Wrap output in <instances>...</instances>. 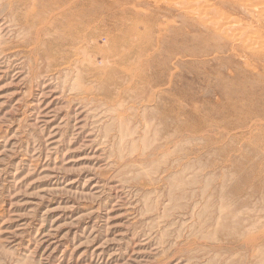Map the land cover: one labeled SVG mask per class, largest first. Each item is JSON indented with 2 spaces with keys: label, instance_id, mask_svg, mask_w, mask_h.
I'll return each instance as SVG.
<instances>
[{
  "label": "rangeland",
  "instance_id": "rangeland-1",
  "mask_svg": "<svg viewBox=\"0 0 264 264\" xmlns=\"http://www.w3.org/2000/svg\"><path fill=\"white\" fill-rule=\"evenodd\" d=\"M260 2L87 0L86 60L55 70L0 0V264H264ZM132 24L166 84L135 90L115 62L140 54Z\"/></svg>",
  "mask_w": 264,
  "mask_h": 264
},
{
  "label": "bare ground",
  "instance_id": "bare-ground-1",
  "mask_svg": "<svg viewBox=\"0 0 264 264\" xmlns=\"http://www.w3.org/2000/svg\"><path fill=\"white\" fill-rule=\"evenodd\" d=\"M202 1H204V0H202ZM64 2L66 4V6L61 7V5L64 4ZM196 2H198V1H196ZM169 3H170V0H169ZM22 4H25L28 8V9H26L25 12H23L22 9L17 10V7L19 5H22ZM256 4H258V3H256ZM260 4L259 5L261 7L259 5H257L258 8L255 9V7H254V9L257 10V12L262 15V14H264V0H261ZM86 5H87V0H9V9L11 11V14L13 15V18L15 17L17 20L16 24L20 25V27L22 29H26L27 31H29L31 33V38H33V39H29L26 43L28 45H26V46H28V47L31 46V49L33 50L32 53L35 56V59L37 60V61L35 60V62H38L40 59L46 58L47 64L50 65V67H52V66L57 67V68H55V70H60L58 68V66H60L61 64H64V63L67 64V66L65 65L66 67L63 66L64 68H67V67H70L73 65L78 67L79 66L78 63L80 61L83 62L84 60H86L85 58L80 56V53H84V54L88 53L87 51L89 50L88 47L90 45L89 41H88L89 40V38H88L89 34L87 33L88 31H87V7H86ZM205 6H206V4H205ZM200 8H201V6H200ZM192 11L193 12L196 11L197 13L200 12V10L197 11L194 9ZM192 11L190 10L189 12L192 13ZM202 12H204L203 9H202ZM195 13H193V15ZM198 14L202 15V17H199L197 15L199 17V19H201L200 20L201 22L206 23V21H209V23H210V21H212V23H214V20L209 19L207 17V15H205V13H202V14L198 13ZM224 19L227 20V18H224ZM212 23H210L211 28L212 29L214 28L216 30L217 34H219L220 36L225 37V38H229V39H231V41L232 40L233 41H239V42L243 43L244 45H246L247 47L248 46L250 47L251 44H253L251 42L249 43V41L247 40V37L249 34L247 35V33L241 32V30H243V28L241 29L239 27V29H238L237 27H235L234 21H233L234 24L231 23V21L230 22L224 21L221 25L219 24L220 26H218V24H217V26H215V27H213L214 25L212 26ZM133 25L134 24H132V26ZM125 26H127V27L122 28V30L125 33L124 35L126 36L127 34H129L128 35L129 37L127 36L128 38H125V39H123L121 37L123 39V42H126L127 44H131V46L136 47V42L132 38H130V34L134 33L135 35H137L140 38L138 45L140 46L139 49L141 48L140 54L138 52H137L138 54H136L138 56H136L134 54V52L132 54L131 53L132 51L129 53L124 52V53L120 54L119 57L115 60V62L117 64L122 63V62L128 64L127 66L123 65L124 68L123 67L122 68L125 69V71H124V73H126L125 78L131 82V87L135 86L136 87V88H134L135 90H137L139 88H143L144 86L152 89V87H154L157 84L158 85L166 84L167 80H168L167 73L169 70V64L167 63L166 58H164V59L162 58L163 51L153 50V47L151 46L150 41H147L148 43L144 42L142 37H143V35H146V34H144L145 30L143 32V31L138 30L139 27L134 28V26H133V27L129 28L128 25H125ZM91 31H92V27H91ZM246 32H247V30H246ZM253 33L255 34V32H253ZM147 34H148V32H147ZM95 36L96 35H94V37ZM209 36L211 37L210 34H209ZM146 37H147V35H146ZM249 38H250V36H249ZM146 39H145V41H146ZM147 40H149V38ZM255 43H257V42H255ZM255 43H254V45H255ZM121 44H123V43H121ZM142 44H144V45H142ZM262 44H263V42H262ZM97 47H98V45H97ZM114 48H116V47H114ZM137 49H138V47H137ZM95 51H98V50H95ZM115 51L116 50H114L112 52L111 49L108 52L101 50V51H98V53L101 55L102 61H110L114 58L113 57L114 54L117 53V51L116 52ZM156 51H158L159 54H156ZM74 55H77V57L74 59H71ZM85 55L87 57V54H85ZM79 56H80V58H79ZM136 57L138 58L137 60H136ZM62 61L64 63H61ZM88 61H89V59H87V62ZM111 62H113V61H111ZM90 63H92V62L90 61ZM121 72H122V70H121ZM94 75L96 77H98L99 79H105V76L100 75L98 72H95ZM139 84H141V86H139ZM89 90H87V93L90 92ZM147 91L145 93H147ZM140 92H142V91H140ZM156 92L157 91H153V95H156L157 94ZM175 93H177L179 95L181 92L178 90ZM160 94L162 96L167 95L166 88H165V91L161 90ZM174 105H176V104H174ZM170 108H171V106H170ZM179 110H180V108H179ZM165 111H167V110H165ZM178 127H180V129H181V124Z\"/></svg>",
  "mask_w": 264,
  "mask_h": 264
}]
</instances>
